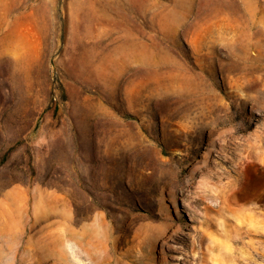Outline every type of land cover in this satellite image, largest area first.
I'll list each match as a JSON object with an SVG mask.
<instances>
[{"label": "rangeland", "instance_id": "rangeland-1", "mask_svg": "<svg viewBox=\"0 0 264 264\" xmlns=\"http://www.w3.org/2000/svg\"><path fill=\"white\" fill-rule=\"evenodd\" d=\"M264 264V0H0V264Z\"/></svg>", "mask_w": 264, "mask_h": 264}, {"label": "bare ground", "instance_id": "bare-ground-1", "mask_svg": "<svg viewBox=\"0 0 264 264\" xmlns=\"http://www.w3.org/2000/svg\"><path fill=\"white\" fill-rule=\"evenodd\" d=\"M90 239L88 248L84 249L82 245L78 244L75 253H77L79 258L89 260V264H104L102 231L94 232L93 235L91 234Z\"/></svg>", "mask_w": 264, "mask_h": 264}]
</instances>
